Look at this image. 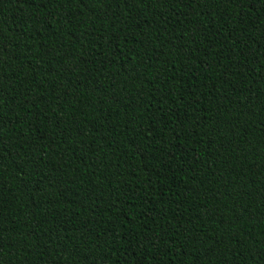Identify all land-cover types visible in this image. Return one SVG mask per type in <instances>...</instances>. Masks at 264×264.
I'll use <instances>...</instances> for the list:
<instances>
[{
	"label": "trees",
	"instance_id": "trees-1",
	"mask_svg": "<svg viewBox=\"0 0 264 264\" xmlns=\"http://www.w3.org/2000/svg\"><path fill=\"white\" fill-rule=\"evenodd\" d=\"M0 264H264V0H0Z\"/></svg>",
	"mask_w": 264,
	"mask_h": 264
}]
</instances>
